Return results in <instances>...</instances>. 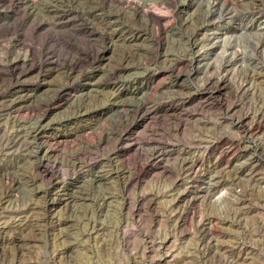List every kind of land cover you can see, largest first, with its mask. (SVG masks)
I'll return each mask as SVG.
<instances>
[{
	"label": "rangeland",
	"instance_id": "obj_1",
	"mask_svg": "<svg viewBox=\"0 0 264 264\" xmlns=\"http://www.w3.org/2000/svg\"><path fill=\"white\" fill-rule=\"evenodd\" d=\"M0 264H264V0H0Z\"/></svg>",
	"mask_w": 264,
	"mask_h": 264
}]
</instances>
